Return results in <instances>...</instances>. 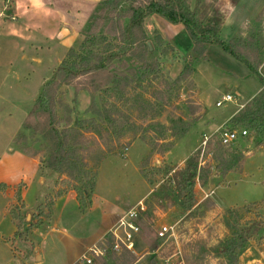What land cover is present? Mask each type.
Wrapping results in <instances>:
<instances>
[{"label": "rangeland", "instance_id": "rangeland-1", "mask_svg": "<svg viewBox=\"0 0 264 264\" xmlns=\"http://www.w3.org/2000/svg\"><path fill=\"white\" fill-rule=\"evenodd\" d=\"M103 1L34 0L29 8V17L24 19L31 27L29 32L12 36L9 30L12 25L3 23L0 26V264H71L77 258L90 256V250L98 248L109 226L114 225L113 231L118 235L123 232L116 228L120 217L147 196L149 186L140 176L138 168L143 169L153 186L151 194L139 202L143 210L135 220L139 231L134 236L133 255L136 260L133 264H165L167 261L180 264H225L215 249L228 236L223 224L227 209L248 206L241 212L242 223L251 230V237L257 238L256 244L260 236L262 225L257 226L260 222L257 215L264 214V140L259 142L246 130L245 137L221 145L219 136L223 130H243L232 128L227 123L224 129L222 127L213 134L210 132L217 127L215 122L219 123L228 107L232 106L223 103L217 107L216 102L226 93L233 94L231 89L234 85L243 91H248L251 86L250 81L241 80L239 76L235 78L245 66L241 64L240 67V63L225 55L220 48H211L209 54L216 55L219 52L223 59L217 56L212 60L210 55L209 61L195 59L191 42L185 34L178 33L167 40L151 28L154 25L146 19L143 28L150 48L147 46L148 64L144 69L147 71L153 63L157 65L152 74L144 78L141 76L143 80L135 79L130 88H135L144 99L151 100L153 107L141 112L136 106L131 111L128 107L120 108L140 133L134 135L128 131L117 138L111 136L109 131L105 134L104 143L111 153L107 151L108 148L100 146L101 143L97 146L89 142L86 146L91 151L85 159L87 172L94 171V157L98 156L99 150H104L105 154L97 171L96 193L92 194L91 204L86 210L81 209L75 194L67 185L66 177L42 165L50 154L48 146L38 136L22 129L34 107L43 79L51 78L53 69L62 62L67 51L80 44L98 18L105 25L100 30L104 32L109 20L115 16L114 13H100L99 3ZM189 1L191 10H200L202 20L203 16L210 19L216 10L222 16L225 13L220 0ZM139 2L146 4L144 0ZM43 6H51L55 10L51 14L55 18L54 22L43 15L33 16ZM129 6L132 5L122 3L116 14ZM247 6L251 4L246 5V9ZM10 10L6 8L4 12L0 11L3 18L9 16ZM3 18H0V23ZM61 23H65V29L71 33L63 40H58L54 36L59 33ZM175 30L165 28L169 37L179 32ZM153 32L163 39L161 47L155 44ZM252 32L261 31L247 27L244 32L246 35H236L246 39ZM225 35L228 34L224 32ZM107 41L117 44L111 38ZM124 61L129 63V58ZM186 67L191 68L192 74L176 83V78ZM85 81V78H80L62 84L57 89L54 111L59 121L66 116L90 120L93 118L90 111L93 105L98 109L102 102L110 104L113 101L100 93L87 91ZM156 91L161 92V100L153 99ZM199 101L203 102L205 112ZM204 120H208L204 122L205 126L210 124L206 131L202 124ZM180 122L191 124L184 136L171 138L168 133L167 136H161L165 137L162 141L156 140L160 132L158 125L165 129L172 126L179 131L182 128ZM204 137L208 140L205 141ZM86 138L90 137L86 135ZM151 138H155L153 153L145 143ZM167 146L171 148L163 152ZM216 156L222 160L215 161ZM236 156L242 158L238 162L242 166L241 171L236 165L231 169L233 172H225L229 167L227 162ZM191 158L197 160L198 168L208 170L209 175L201 182L196 181L194 193L197 202L201 201L196 209L188 213L180 206L177 185L179 175ZM168 170L170 172L166 175ZM58 192H62V196L66 194V197L54 211L55 216L50 220L45 219L37 207H43L42 214L53 211ZM50 203L52 206L49 209L46 206ZM220 210L221 213H216ZM12 211L22 215L25 220L21 239L13 237L16 228L9 214ZM27 214L30 216L28 222ZM169 227L173 232L166 233L164 229ZM158 232L164 233L163 238L157 236ZM97 239L100 240L96 245ZM153 246L160 248L156 254H151ZM142 252L147 255L139 260ZM78 262L82 263L81 260Z\"/></svg>", "mask_w": 264, "mask_h": 264}, {"label": "trees", "instance_id": "trees-1", "mask_svg": "<svg viewBox=\"0 0 264 264\" xmlns=\"http://www.w3.org/2000/svg\"><path fill=\"white\" fill-rule=\"evenodd\" d=\"M144 1L145 5H142L139 0H104L100 3L101 14L114 13L115 16L109 20L110 23L104 32L100 30L105 25L101 24V18H98L80 44L67 51L62 62L53 70L51 78L41 85L34 107L22 125L24 132L38 136L39 140L48 146L50 154L42 165L45 166V169L66 177L67 185L75 193L82 210H86L91 204L90 198L94 193L99 163L105 156L104 150H99L98 156L94 157V162L96 161L94 171L87 172L85 159L89 157L88 152L91 151L87 150L86 146L91 142L97 146L101 143L100 146H104V149L108 148L107 144L104 143V137L109 131L111 136L117 138L128 131H132L134 135H139V129L121 109L128 107V110L131 111L136 106L141 112L147 107V109L153 107L150 104L151 100L144 99L143 95L137 93L135 88H130L135 79L140 80L141 76L144 78L146 75L152 74L157 65V63H153L147 71L144 69L148 64L149 49L143 25L147 17L151 15H157L172 25H182L193 44L192 52L195 59H203L208 46H218L225 55L245 66L251 75L259 79L263 87L261 92L249 101L243 109L239 110L230 119L228 125L235 129L241 128L249 131L259 142L264 140V79L258 72L261 65L259 55L264 48V39L261 33L252 32L246 39L234 35L228 41H223L219 34L225 18L224 12L222 16L216 10L210 19L203 16L204 19L202 20L199 9H190L189 0ZM237 1L230 0L231 4H235ZM125 2L132 6L117 15V8ZM153 35L155 44L161 47L164 42L163 39L156 32H153ZM108 38L117 41V44L108 42ZM125 58H129V63L124 61ZM191 74V68L186 67L175 82H182ZM80 78L86 79L84 84L87 91L93 94L100 93L104 97L113 99V101L110 104L106 101L102 102L98 109L93 105V108L90 109L93 118L90 120L66 116L59 121L54 111L56 91L60 85L69 84ZM161 95V92L156 91L153 94V99L161 100ZM150 119L153 120L154 118ZM180 123L182 128L179 131L172 126L165 129L164 126L158 125L157 128L160 132L159 138L156 140L162 141V138L165 139V137L161 138V136H167L168 133H170L171 138L184 136L191 128V124ZM86 135L90 138H86ZM153 140L155 138L145 140L152 153L154 152ZM170 148L171 146H167L163 152ZM107 151L111 153L110 148ZM236 157L227 162L229 167L225 172H233L231 169L236 165L241 171L242 166L240 167L238 162L242 161V158ZM220 160L222 159H219L218 156L215 157V161ZM42 165L40 167H43ZM139 171L147 184L150 187L153 186V182L148 179L143 169L141 168ZM169 172V170L166 171V175ZM208 175V170L198 168L195 158L186 162L179 175L177 185L180 196L179 203L183 211L190 213L199 206L194 193L196 181L201 182ZM61 196L62 192H58L57 197ZM17 199L19 200L20 197ZM255 204L251 203L250 205ZM51 206L52 203L46 207L50 209ZM42 209L41 206L37 207L39 214L50 220L52 211L42 214ZM245 209H248V206L233 207L224 212L223 224L228 231V236L219 243L215 252L225 261V264H238L240 256L249 247L252 238L251 230L242 223L241 216V212ZM9 214L16 228L13 237L14 239H21V231L25 223L24 217L14 211L9 212ZM257 216L260 219L257 226L261 227L264 225V217L261 214ZM113 242L112 233H107L97 245L99 249L104 251V254L94 257L92 264H133L135 262L136 258L133 253L125 248L118 252L113 251ZM155 247L151 248V252L154 251Z\"/></svg>", "mask_w": 264, "mask_h": 264}, {"label": "crops", "instance_id": "crops-1", "mask_svg": "<svg viewBox=\"0 0 264 264\" xmlns=\"http://www.w3.org/2000/svg\"><path fill=\"white\" fill-rule=\"evenodd\" d=\"M220 1H222L223 4H224L223 5V8H224L223 12H225L224 22H223V25H222L221 30H220V37H221V39L223 41H228L234 35H236V33H241V34L243 33V36L246 35V33H244V32H245L247 27H250L251 29H256V28L259 29L261 31L260 33H261V35H262V37L264 39V0H238L235 4H231V2H229L228 0H220ZM33 2H34V0H17V2L13 1L8 6V8H11V10L9 11V16L7 18H3V22L0 23V26H2L3 23H4L3 25H6V24L12 25L11 28L9 29L10 32L12 33V36L13 35L20 36L21 32H23V33L29 32L31 30V27H30L29 24H26L24 19H27L29 17V12H30L29 8L32 6ZM0 3L2 4V6L0 5L1 6L0 11H2L3 10L4 0H0ZM38 3H37V6H38ZM249 4H251V6L250 7L247 6V9H246V5H249ZM39 8L41 10L35 11L33 13V16L38 17V16H42L43 15L44 17L51 18L53 22L55 21V18L51 15L55 10L51 6L48 7V8H45L44 6L43 7H39ZM246 11H248V12L246 13ZM55 16H57V15L55 14ZM147 19L149 20V22L151 24L154 25V26H151V28H153L156 31H158L167 40H171L173 38V36L177 35L178 33L185 34L187 36V33H186L185 29L180 24H177V25L169 24L163 18H160L157 15H151V16L147 17ZM20 20H23V21H20ZM19 22H22V24L19 25ZM247 23H249V24L247 25ZM65 27H66L65 23H61L60 27H59V31H58L59 33L55 34L54 37H56L58 40H63L68 35H70L71 31L65 29ZM165 28H167L168 30H171V31L176 29L175 31H179V32L173 33L172 37L171 36L169 37L167 35L166 31H165ZM224 32H226L228 35L224 36ZM190 42H191V40H190ZM213 47H218V46H214V45L208 46L206 54H205L203 59L209 61V55L211 56L212 60H214V58H217V56L220 59H223V55H221L219 52H216V55L212 54L213 56L211 54H209V50L211 48H213ZM191 48H193L192 42H191ZM218 53H219V55H218ZM259 57H260V60H261V65L259 67V71L258 72H259L260 76L264 79V48L261 51ZM240 67H242L241 64H240ZM236 76L237 77L239 76L241 78V80L244 79L246 81H250L249 83L251 84V86L248 89V91H243V90H240L237 85H234L232 87V89H231L233 91V94H230V93H226L225 94V95H230L233 98V101L229 102V105H232V106L228 107V109L226 110V112L223 115V117L219 120V123L215 122V124H217V127H215L213 130L210 131L212 134L216 133L222 127L224 129V126L226 125L225 123L228 124L230 119L239 110H241L249 101H251L256 95H258L261 92L262 88H263L262 85L260 84L259 79L256 76L251 75L249 73V71L245 67L242 68L239 71L238 75H235V78H236ZM44 81H47V80L43 79V82ZM225 95H223V96H225ZM222 97H221V100H222ZM239 100H241V102H239ZM217 103L218 102H216V104ZM199 104H200L203 112H205L206 110H205V107L203 105V102L199 101ZM205 121L207 122L208 120H204L202 122V124H204L205 131H206L208 129V127L210 126V124L205 126V124H206V123H204ZM204 134H202V136H205ZM262 149H264V142H263ZM195 150L196 149H194V151ZM186 159H184L182 161H185ZM138 171H139V168H138ZM139 174H140V171H139ZM140 176L142 177L141 174H140ZM142 179H143V177H142ZM42 182H43V180H41V183ZM200 190H202V189H200ZM151 192H152V189L149 186V190H148V193H147L146 197H148L151 194ZM95 193H96V185H95V189H94V194ZM209 194H210V192H209ZM204 195L207 197V199H209V197L206 195V193ZM65 197H66V194L63 195L62 197L57 198L56 201H54V206H53V211H52V217L51 218H53L55 216L54 215V211L59 207L60 203H62V201L65 199ZM75 197H76V195H75ZM145 198L143 197L142 199H140L138 201V203L141 202L142 200H145ZM201 199H202V197H201ZM23 201L25 203L24 199H23ZM200 201H198V204H200ZM211 203H213V201ZM213 205H214V203H213ZM240 207H242V206H240ZM215 210H217V209L215 208ZM221 212L222 211L220 210L219 212H216V213H221ZM261 215H264V214H261ZM113 226L114 225L109 226L106 232L107 233H109V232L111 233L113 231ZM259 233H260V236L258 237L257 244L255 242V240L257 238H255V236H253L251 238L250 242H249V247L240 256L238 264H264V225H262L261 230L259 231ZM63 235H67V234L63 233ZM120 235H121V233H120ZM99 240L100 239H97L95 241L96 245L99 243ZM159 249L160 248L156 246L154 251L151 252V254H156L159 251ZM146 255H147V253L146 254H144L143 252L140 253L139 256H141V257H139V260L144 259L146 257ZM80 259L81 258H79V259L77 258L71 264L78 263V261ZM37 260H39V257H37ZM152 264H154V263H152Z\"/></svg>", "mask_w": 264, "mask_h": 264}, {"label": "built area", "instance_id": "built-area-1", "mask_svg": "<svg viewBox=\"0 0 264 264\" xmlns=\"http://www.w3.org/2000/svg\"><path fill=\"white\" fill-rule=\"evenodd\" d=\"M15 0H4L3 3V10L1 12H4L6 8ZM0 12V18H3V13ZM233 98L230 95H225L222 97V100L216 104L217 107H220L223 103H229L232 102ZM247 132L245 130L241 131H233V130H223L220 133L219 136V141L222 145H228L232 142H234L238 137H245ZM205 141L208 140L207 137H204ZM143 210V205L139 203L136 205V207L131 208L126 212L125 215H123L119 222L118 226L116 227L117 229H122L121 235H118L114 231H112V236L114 237V242H113V247L112 250L115 252H118L122 248H125L126 250L130 251L133 253V248H134V236L138 233L139 228L135 224V220L139 216V212ZM173 229L171 227L165 228L164 231L167 233L169 231H172ZM173 233H171L172 235ZM157 236L160 238H163L164 233L163 232H158ZM104 251H102L99 248L93 247L90 250V256H86L81 258L80 260L82 261L83 264H92V260L94 257H99L103 256ZM165 264H180L178 262H170L167 261Z\"/></svg>", "mask_w": 264, "mask_h": 264}, {"label": "water", "instance_id": "water-1", "mask_svg": "<svg viewBox=\"0 0 264 264\" xmlns=\"http://www.w3.org/2000/svg\"><path fill=\"white\" fill-rule=\"evenodd\" d=\"M147 46L150 48L149 44H147ZM29 218H30V216H29V214H27V215H26V221H27V222H28Z\"/></svg>", "mask_w": 264, "mask_h": 264}]
</instances>
